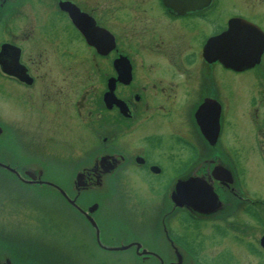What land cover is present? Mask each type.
<instances>
[{"label": "flooded vegetation", "instance_id": "obj_1", "mask_svg": "<svg viewBox=\"0 0 264 264\" xmlns=\"http://www.w3.org/2000/svg\"><path fill=\"white\" fill-rule=\"evenodd\" d=\"M124 3L0 0V103L9 109L0 114V178L38 185L52 210L81 224L92 245L117 262L127 255L133 264H209L225 242L253 252L250 230L264 229V195L240 191L238 184L246 190L222 143L227 110L221 71L248 74L241 81L247 93L238 100L240 110L235 105L230 110L245 124L239 135L233 132V148H247L251 162L253 147L237 141L255 135L264 161V53L260 62L238 71L222 64L221 40L210 60L205 46L233 16L264 29L246 8L261 12L246 5L245 13L221 18L218 5L179 13L159 0ZM247 161L244 157L246 166ZM196 164L204 178L223 165L238 180L237 185L227 178L216 181L222 201L203 217L175 206L172 198L176 180ZM167 167L172 171L159 201L136 196L133 185L154 190L148 178L162 180ZM61 171L65 182L58 178ZM184 192L189 195L188 188ZM8 199L0 195L8 223L0 220L6 225L0 230L1 262L16 252L28 254L32 263L77 264L72 257L41 254L38 245L26 246L33 234L26 226L30 220L11 227L14 212L26 211ZM221 224L227 231L217 239L213 225ZM191 229L198 230L195 246L181 232ZM237 232L242 238L229 239L227 234ZM80 263L93 264L90 257Z\"/></svg>", "mask_w": 264, "mask_h": 264}, {"label": "rangeland", "instance_id": "obj_2", "mask_svg": "<svg viewBox=\"0 0 264 264\" xmlns=\"http://www.w3.org/2000/svg\"><path fill=\"white\" fill-rule=\"evenodd\" d=\"M122 1L130 3L138 0ZM125 3L124 5H126ZM217 5L219 9L218 13L221 18H226L233 12L245 13L243 7L247 6L254 11L261 12L262 14L264 13V0H219ZM246 9L249 11L250 17L264 27V15L257 12L253 13L248 8ZM246 76H248L247 73L237 77V75L229 71L223 69L221 71V93L224 107L227 110L223 127L222 143L223 145L228 146V151L238 172L241 186L248 193L258 196L264 195V161L262 160V153L258 149L257 137L255 135L249 139L247 137H242L241 140L237 141L238 146H247L250 144V146L253 147L251 162L249 160L247 161V148H239L238 150L234 149L233 146L235 145V141L231 137L233 132L236 133L241 130V128H245V124H243V120L239 119V115H236L235 112L231 114L230 110L234 105L238 111L240 110V103L238 100L247 93V87L242 83L245 82ZM239 82L242 83V85H237ZM96 87L97 83L95 82V88ZM10 110L12 113L11 106ZM8 112L9 109L6 106V103H0V114L7 115ZM11 113L7 117H11ZM254 128L255 126L253 129ZM238 133L235 135H239ZM244 157L247 161V166L243 163ZM171 171V168L167 167V175L162 177L163 182L161 176L148 178L151 187L154 186V190L148 191L144 188L146 186L137 187L133 185V192H135L136 196L139 194L142 199L152 197L155 201H159L164 191V182L166 178H168V172ZM65 175V171H61L58 174L60 181L65 182ZM0 195L2 197H9L8 202L13 199L11 203L20 206L22 210L26 211V213L23 214L14 212V222L10 221V225L11 227H14V225L20 226L23 220L26 221L29 218L30 221L26 226L29 225L30 232H33V234L30 238V242L25 244L30 248L38 245L41 254H51L53 257L59 258L61 256H66V258L72 257L73 260H77V264H81L80 261L83 262L84 259L87 261V258L89 257L92 259L93 264H99L96 261L101 257H103V260L100 264H133L127 255L123 256L121 262H117L115 260L116 256L106 253L103 254L96 249L92 245L91 240L86 236L84 230L81 229V224H77L64 216H60L52 210L49 207L47 200L41 196L39 188L34 189L33 187H28L26 185L19 186L0 178ZM145 196L147 197L145 198ZM15 198L22 204L20 205ZM50 198L53 199L52 195ZM27 213H29L30 216H28ZM151 214H153V212H151L147 218H149ZM0 220H5L6 222V216H4L2 212H0ZM5 222L1 223L0 230L6 228V225L4 224ZM213 226V235L215 237L217 236V239L227 231V228L223 224L218 225L217 227H215V225ZM22 227H24V225L21 226V228ZM262 231L263 229L256 225L250 230V234L252 233L253 240L255 241L254 243L257 245L254 246V244L250 242L251 247L259 251L260 254L254 251L250 252V250L246 251L242 244L225 242L226 244L220 245V248L215 250L213 255L207 261L209 264H239V258L240 264H264V250H261L258 244ZM181 232L183 238H185L190 245L195 246L194 235L198 230L191 229ZM227 235L229 236V239H235V236L237 238L241 237L238 232L234 236H232L231 233ZM246 239L248 240L249 237L246 236ZM206 242H209L208 239H206ZM101 254L105 255V257Z\"/></svg>", "mask_w": 264, "mask_h": 264}, {"label": "water", "instance_id": "obj_3", "mask_svg": "<svg viewBox=\"0 0 264 264\" xmlns=\"http://www.w3.org/2000/svg\"><path fill=\"white\" fill-rule=\"evenodd\" d=\"M167 5L174 10L184 11L191 8H197L199 5H207L209 0H163ZM63 5H70L64 2ZM243 28L244 33H240L232 46L231 42L225 43L221 40L222 56L221 60L225 65L236 66L238 69H244L253 66L260 60L261 53L264 49V37H261L259 31L246 27ZM239 27V28H240ZM240 30L235 28V33ZM233 33V32H232ZM230 34V32L228 33ZM226 35V34H225ZM223 35L222 37H224ZM215 45L214 38L211 39L205 49L207 51L206 57L212 59L213 48ZM102 50V47H99ZM129 78V77H128ZM218 120L216 121V130H219ZM211 183H210V182ZM201 181L199 177H190L188 180L179 181L177 192L174 194L176 204L181 206L187 204L197 211L210 212L217 207V195L214 192L212 180ZM189 189V195L186 197L184 188ZM261 243L264 245V236ZM6 264H10L8 260Z\"/></svg>", "mask_w": 264, "mask_h": 264}, {"label": "bare ground", "instance_id": "obj_4", "mask_svg": "<svg viewBox=\"0 0 264 264\" xmlns=\"http://www.w3.org/2000/svg\"><path fill=\"white\" fill-rule=\"evenodd\" d=\"M230 182L232 183V184H238V180L237 179H234V178H231V180H230ZM240 189V191L242 192V193H244V194H246V192L247 191H244V190H242L241 188H239ZM61 192H64V191H61ZM248 193V192H247ZM18 250V252L19 253H24V251L22 252V250H20V249H17ZM26 252V251H25ZM26 259H29V258H26ZM27 261H29V262H31L30 260H27ZM35 262H40L39 260H36Z\"/></svg>", "mask_w": 264, "mask_h": 264}, {"label": "snow or ice", "instance_id": "obj_5", "mask_svg": "<svg viewBox=\"0 0 264 264\" xmlns=\"http://www.w3.org/2000/svg\"><path fill=\"white\" fill-rule=\"evenodd\" d=\"M225 43L231 42L235 39V37L232 34H226L224 37L220 38Z\"/></svg>", "mask_w": 264, "mask_h": 264}]
</instances>
